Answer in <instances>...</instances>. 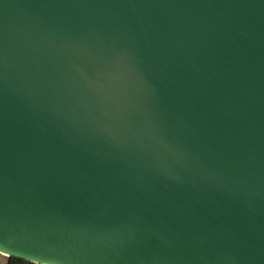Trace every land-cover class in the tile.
Returning <instances> with one entry per match:
<instances>
[{
  "label": "water",
  "instance_id": "1",
  "mask_svg": "<svg viewBox=\"0 0 264 264\" xmlns=\"http://www.w3.org/2000/svg\"><path fill=\"white\" fill-rule=\"evenodd\" d=\"M0 253L264 264V0H0Z\"/></svg>",
  "mask_w": 264,
  "mask_h": 264
},
{
  "label": "trees",
  "instance_id": "2",
  "mask_svg": "<svg viewBox=\"0 0 264 264\" xmlns=\"http://www.w3.org/2000/svg\"><path fill=\"white\" fill-rule=\"evenodd\" d=\"M7 264H34L28 261L20 260L14 257H8Z\"/></svg>",
  "mask_w": 264,
  "mask_h": 264
},
{
  "label": "crops",
  "instance_id": "3",
  "mask_svg": "<svg viewBox=\"0 0 264 264\" xmlns=\"http://www.w3.org/2000/svg\"><path fill=\"white\" fill-rule=\"evenodd\" d=\"M8 257L2 253H0V264H7Z\"/></svg>",
  "mask_w": 264,
  "mask_h": 264
},
{
  "label": "snow or ice",
  "instance_id": "4",
  "mask_svg": "<svg viewBox=\"0 0 264 264\" xmlns=\"http://www.w3.org/2000/svg\"><path fill=\"white\" fill-rule=\"evenodd\" d=\"M9 254H11V253H9Z\"/></svg>",
  "mask_w": 264,
  "mask_h": 264
}]
</instances>
